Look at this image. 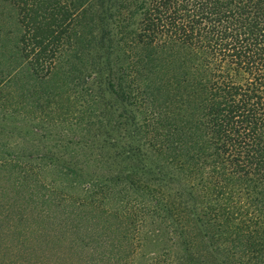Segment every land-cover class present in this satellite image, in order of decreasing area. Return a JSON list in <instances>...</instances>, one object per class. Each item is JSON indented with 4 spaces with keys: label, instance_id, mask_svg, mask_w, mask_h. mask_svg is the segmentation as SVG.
Segmentation results:
<instances>
[{
    "label": "trees",
    "instance_id": "16d2710c",
    "mask_svg": "<svg viewBox=\"0 0 264 264\" xmlns=\"http://www.w3.org/2000/svg\"><path fill=\"white\" fill-rule=\"evenodd\" d=\"M14 1L26 28L23 56L36 74L51 72L74 49L85 2H95L108 27L99 35L102 45L108 41L105 55L85 63L90 73L80 82L85 100L109 113L102 124L108 128L92 131L87 120L90 136L36 154L37 161L17 157L18 179L35 174L41 200L99 207L135 233L150 217L148 225L167 227L176 242L188 243L187 226L215 242L213 227L224 232L225 220L237 214L228 207L240 202L233 195L241 198L225 191L223 180L252 182L237 188L242 197L264 190V0ZM98 43L93 36L87 42ZM158 52L178 58H157ZM129 107L144 112L140 122ZM113 129L128 140L121 145ZM204 151L219 158L216 182L209 180L213 173L195 174ZM12 153L0 146V165L11 164ZM114 161L112 174L93 173ZM250 218L237 228L253 233ZM162 251L154 264H180L168 248Z\"/></svg>",
    "mask_w": 264,
    "mask_h": 264
},
{
    "label": "rangeland",
    "instance_id": "374dc122",
    "mask_svg": "<svg viewBox=\"0 0 264 264\" xmlns=\"http://www.w3.org/2000/svg\"><path fill=\"white\" fill-rule=\"evenodd\" d=\"M84 4L86 10L78 21L81 31L73 43L74 49L56 59L51 72L42 75L33 73L23 56L21 36L26 28L19 5L14 0H0V146L13 149L11 164L0 165V264H154L155 256L163 258L164 248L180 264H213L216 260L223 264H264V190L242 197L237 188L245 182L252 184L242 178L223 180L228 184L225 191L233 194L236 190L241 197L233 195L240 202L232 204L235 208L228 207V211L237 214H230L233 218L225 220L224 232L213 227L214 242L201 236L202 230L187 226L192 234H188V243L182 238L176 242L177 236L169 237L168 228L161 224L158 229L148 225L150 217L142 225L144 231L135 233L111 216V212L99 207L53 197L52 203L43 201L35 174L30 173L26 180L18 179L19 166L14 165L17 157L23 162L49 148L55 151L70 140L90 136L93 132L88 133L90 128L84 127L87 120L93 122L92 131L108 128L102 124L109 113H104L103 106L90 105L85 100V94L90 96L80 83L90 73L85 63L97 55L102 58L105 55L108 41L104 40L102 45L99 35L102 28L108 27L100 19L102 13L94 1ZM91 36L99 43L87 44ZM142 53L151 51L144 49ZM155 56L178 58V52H158ZM104 94L109 100L110 94L107 91ZM129 108L140 122L144 112L139 113L137 107ZM129 125L136 136L141 135L134 131L132 122ZM112 132L121 145L128 140L120 138V131ZM202 158L201 167L195 172L197 177L213 173L209 177L212 182L222 178L217 174L219 168L214 171L219 158L208 152ZM117 170L115 161L110 167L106 165V169L93 167L97 176ZM246 209L251 213L247 215ZM249 218L253 233L237 228ZM188 255L194 258L188 261Z\"/></svg>",
    "mask_w": 264,
    "mask_h": 264
}]
</instances>
